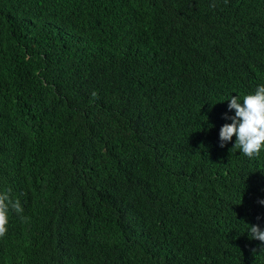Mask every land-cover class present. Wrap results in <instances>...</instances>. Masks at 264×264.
I'll use <instances>...</instances> for the list:
<instances>
[{"label": "trees", "instance_id": "obj_1", "mask_svg": "<svg viewBox=\"0 0 264 264\" xmlns=\"http://www.w3.org/2000/svg\"><path fill=\"white\" fill-rule=\"evenodd\" d=\"M261 85L264 0H0V264H264Z\"/></svg>", "mask_w": 264, "mask_h": 264}, {"label": "clouds", "instance_id": "obj_2", "mask_svg": "<svg viewBox=\"0 0 264 264\" xmlns=\"http://www.w3.org/2000/svg\"><path fill=\"white\" fill-rule=\"evenodd\" d=\"M229 101V111L235 110V114L229 116L225 113L224 118L231 120V123H226L220 129V147H225L235 136L232 149L241 150L249 158L258 156L264 150V85L257 87L253 94L245 95L242 100L239 96H232ZM10 191L11 189L0 191V236L7 231L9 209L17 213L23 212L19 200L11 199ZM258 202L264 204V200ZM248 233L251 240L264 243V230L259 224L250 225Z\"/></svg>", "mask_w": 264, "mask_h": 264}]
</instances>
